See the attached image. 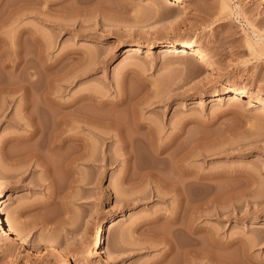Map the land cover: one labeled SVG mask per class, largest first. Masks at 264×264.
I'll list each match as a JSON object with an SVG mask.
<instances>
[{"label": "rangeland", "instance_id": "obj_1", "mask_svg": "<svg viewBox=\"0 0 264 264\" xmlns=\"http://www.w3.org/2000/svg\"><path fill=\"white\" fill-rule=\"evenodd\" d=\"M185 1L170 24L158 0H0V36L17 41V53L4 45L2 72L28 75L30 104L47 85L79 112L31 120L23 90L0 93L2 218L55 198L15 219L24 243L0 233V264H264V110L249 105L264 102V0ZM172 39L213 59L162 51ZM229 87L243 100L223 99ZM49 126L76 136L82 156L68 174L63 154L46 153L53 179H40L44 168L30 175L12 158L37 149L38 127ZM182 166L196 182L184 196L173 187L189 176ZM192 211L193 233L165 218L184 223Z\"/></svg>", "mask_w": 264, "mask_h": 264}, {"label": "bare ground", "instance_id": "obj_2", "mask_svg": "<svg viewBox=\"0 0 264 264\" xmlns=\"http://www.w3.org/2000/svg\"><path fill=\"white\" fill-rule=\"evenodd\" d=\"M158 1L160 3L161 7L164 10H167L169 13L172 14V16L170 18H168V20H167L170 24H177V23L181 22V17H179V9H184L186 7L187 2L185 0H158ZM15 42H17V41H13L12 39L7 41V40H5L4 38H2L0 36V93H2L1 95H3V97H6V95L8 93L13 92V91H17V90H23V94L26 93L25 92L26 91L25 78L28 75H26V76L23 75V78H21V80H19V81L15 80L14 81V80H12L13 79L12 76L10 78V77H8L9 74L7 75L6 73L2 72L3 71L2 68L4 66H6L7 64L5 63V61L3 59H1V57L9 50H11L10 53L11 52H13V53L16 52V51L14 52V50H12V47L15 44H17ZM4 45H8L7 48L9 50L4 49ZM136 45H138V44L126 46V49L127 50H135L136 49L135 47H137ZM161 49H162V51H165V52L168 51V50L172 51V50L176 49L184 57H186V56H194V60H193L194 63L195 62L196 63H199V62L207 63L208 61L213 59L210 54L204 52L198 46V43L195 40L182 41V40H178V39H172V40H169L168 42H166L165 45ZM15 56L16 55H14V57ZM15 58H17V56ZM28 59L29 58H28L27 54H24L22 60L28 61ZM19 60H14L13 61V66L14 67H16L18 65ZM228 90H229L228 94L224 95L223 99H228V100H230V99H240V100H243V94H245L244 91L239 90L238 88H234V87H229ZM36 91H37V93H39V96H40V100L38 99L39 101L37 100V102H35L36 101L35 100L32 104H30L28 102V99L26 98L27 94H26V96L24 94V96L22 98V101H23L22 103L23 104H21V105H23L25 107V109H27V108L29 109V110L27 109L28 110L27 116L29 118H31V120L38 113L42 114V115H45V114H49L50 112L52 113L53 119L55 121V123L52 122L53 125L62 122L64 113L65 114L66 113L70 114V116H71L70 118L73 119V120H76L79 117V115H78L79 112L77 111V106H76V103H77V99L76 98L72 99L69 102H60V101L56 100L54 98V96H51V93H54L55 90H51L47 85L36 88ZM249 105L250 106H252V105L256 106L257 109H259V110H264V102H258L257 103L254 100H249ZM38 128H39L38 131H40L42 134H45V135H39L40 137L39 136L38 137L40 139L39 138L36 139V140L39 139V141L35 140L37 142V147L35 146L37 149L32 148V149H35V150H33L31 152L29 150L28 151L29 153L27 152L28 149L24 150L23 152H21L22 154L20 153L22 155V157H19L18 155L15 154V156L12 158V161H13V159H15V157H16L15 163H19V162L20 163H23V162L25 163L24 164L25 165L24 168H23L22 164L21 165L19 164L17 166L18 169L22 168L24 172L28 171L29 174L31 175V173L34 174L33 172H35L36 167L40 166V168L42 167V168H44L45 171H47V172H44V173H47V174L43 173L44 176H42L40 179H43V177H45V175H46L45 178H47V175H48V177L49 176L51 177V176H53V175H51L53 173L51 172L52 170H48L51 166L49 165L50 161L46 158L47 157L46 153H48V154L52 153V154H56V155L57 154H61V155L63 154L64 155V157L62 156L63 160H62V157L60 159L62 161L60 164L63 165V166L60 165L61 168L63 167L65 169V172H67V173L68 172H73V170H72L73 169V165L72 164L74 162H76L79 158H81V156H82V153L77 148L78 147L77 146V144H78L77 143V137L74 136V135H69V136H66V135H47L46 134L47 132L51 133V132H53L56 129V128L53 129V126L45 127L43 129H40V127H38ZM41 128H42V126H41ZM38 131H33V132H38ZM33 132H31V133H33ZM31 133H30V135H31ZM33 136H35V135L33 134ZM27 139H29V138H27ZM68 143H71V145H69ZM69 146H72L71 147L72 149L68 150ZM24 152H27V154L25 153V155H24L23 154ZM8 156L10 158L11 155H7L4 158L9 160ZM17 156H18V160H17ZM43 156L44 157L46 156L45 157L46 159H44ZM46 160L49 161V162H47ZM87 160H89V161H94L95 160V156L93 155V151H91L90 154L87 156ZM16 161H19V162H16ZM50 169H52V167ZM179 171H180L179 175H181L180 177H186L188 175H189L188 177H190V173L191 172L189 171V168H186V166H182V168H179ZM2 172L4 174H6L5 171H2ZM24 172L22 173L23 175L21 174V172L20 173L17 172L16 176L17 175L24 176ZM50 172H51V174H49ZM63 172H64V170H63ZM12 174L13 173H10L8 175L11 176ZM64 174H65L64 175L65 177H69L68 180L72 179L74 177L73 176L71 178L72 174H70V176L69 175L67 176L66 173H64ZM188 177L187 178H183V179L181 178L180 181H178V180L175 181L174 180V182H176V183L173 184V187L175 188V190L177 188L178 189L181 188V194H182V193H184V192H182L183 189L185 191H188L191 188V185L193 186L192 183L193 182L196 183L195 181L190 180L191 177L190 178H188ZM51 178L53 179V177H51ZM51 178H50V181H52ZM73 179L75 180V178H73ZM45 180H43V181H45ZM48 180H49V178H48ZM63 180H65V179L63 178ZM66 180H67V178H66ZM68 180H67V182L69 184H71V182H73L72 180H70V182ZM33 181H34V178H33ZM43 181L41 180V183ZM53 181H52V184H53ZM49 184H50V186H52L51 182H49ZM53 186H54V184H53ZM51 199H53V196H52ZM50 200H48V201H50ZM54 200H55V198H54ZM54 200H52V202ZM180 200H181V198H180ZM41 202L42 201H40V203L36 202L35 204H31L30 206H26L25 204H19L20 206L18 205L15 208L13 214H11V215L9 214L7 218L3 219L2 216H1V212H2L3 207L7 205V199L5 198V196L1 195V192H0V233L2 235L6 236V237H13L14 239L18 240L20 243H24L25 239L22 236L23 235L22 234L23 231H21V228L23 230L25 229L24 226H23L24 224L21 222V220H17L16 221L15 219H17L18 217H20V215L22 213H24V212H26V211H28L30 209H32V210L34 209L35 210V209H37L39 207L41 208L46 203H48L47 205H49V203H52V202H44V203H41ZM177 205H176L177 207H180V209L185 212V215L188 214V207L183 206V205L178 204V203H177ZM44 207H45V205H44ZM175 209H178V208H175ZM179 212L180 211H177L176 213H179ZM186 217L187 218H186L184 223H182V222L179 223V215H177V214H175L173 216L165 217V218L166 219L168 218L167 219L168 222L170 220L173 224H176V226H174V227L172 226V230H174V231H176V230L183 231V232H186L187 234L195 232L196 226L193 225V220H194L193 211L191 212L190 215H188ZM10 220H12L11 221L12 223H10ZM112 220L113 219H106V220H104L101 223V229H100L97 237L95 238V242H94V245L96 247L100 245V241H101V234L100 233H102V230H104L106 228L107 223L111 222ZM7 223L8 224L10 223V224L8 225ZM20 224H22V225H20ZM21 226H23V227H21ZM192 240L195 242L196 238L192 237ZM169 248H171V244H168V249Z\"/></svg>", "mask_w": 264, "mask_h": 264}]
</instances>
